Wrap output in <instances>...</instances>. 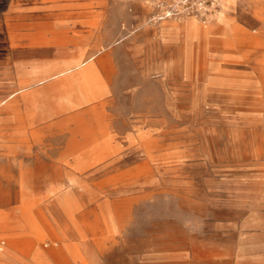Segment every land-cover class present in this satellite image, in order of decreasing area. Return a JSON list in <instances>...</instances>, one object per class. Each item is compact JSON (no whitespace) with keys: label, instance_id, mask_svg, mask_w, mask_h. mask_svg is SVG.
<instances>
[{"label":"rangeland","instance_id":"obj_1","mask_svg":"<svg viewBox=\"0 0 264 264\" xmlns=\"http://www.w3.org/2000/svg\"><path fill=\"white\" fill-rule=\"evenodd\" d=\"M226 5L0 0V264H264V0Z\"/></svg>","mask_w":264,"mask_h":264},{"label":"built area","instance_id":"obj_2","mask_svg":"<svg viewBox=\"0 0 264 264\" xmlns=\"http://www.w3.org/2000/svg\"><path fill=\"white\" fill-rule=\"evenodd\" d=\"M152 6L150 21L181 19L193 16L201 24L214 20L224 0H147ZM3 242L0 243L2 249Z\"/></svg>","mask_w":264,"mask_h":264},{"label":"crops","instance_id":"obj_3","mask_svg":"<svg viewBox=\"0 0 264 264\" xmlns=\"http://www.w3.org/2000/svg\"><path fill=\"white\" fill-rule=\"evenodd\" d=\"M230 8H231V5L223 6L222 9L220 10V12H219L218 14H221V16H222V15L225 14V11H227V10L230 9ZM216 21L221 22V17H220L218 20H216ZM227 31H228L227 22H225V27H224V32H223V33L226 34ZM1 242H3V245H4V241L1 240ZM1 242H0V243H1ZM2 248H3V246H2ZM0 250H2V249H0ZM1 259H2V256L0 255V260H1Z\"/></svg>","mask_w":264,"mask_h":264},{"label":"bare ground","instance_id":"obj_4","mask_svg":"<svg viewBox=\"0 0 264 264\" xmlns=\"http://www.w3.org/2000/svg\"><path fill=\"white\" fill-rule=\"evenodd\" d=\"M228 0H224L223 4H222V7L226 4Z\"/></svg>","mask_w":264,"mask_h":264}]
</instances>
